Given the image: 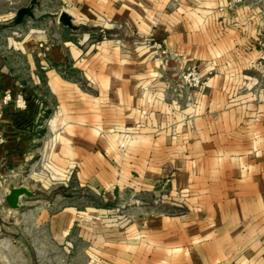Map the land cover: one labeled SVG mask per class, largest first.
<instances>
[{
	"label": "crops",
	"instance_id": "crops-1",
	"mask_svg": "<svg viewBox=\"0 0 264 264\" xmlns=\"http://www.w3.org/2000/svg\"><path fill=\"white\" fill-rule=\"evenodd\" d=\"M62 1L58 15L78 29L57 17L17 36V9L32 6L23 23L38 1L0 0V194L20 186L11 180L37 153L46 176L89 186L150 189L167 176V212L137 207L114 238H100L115 251L100 253L101 264H264V67L251 45L264 0L231 12L218 9L229 0ZM151 32L171 54L164 60L139 42ZM209 63L214 74L182 105L169 79ZM54 214L49 229L62 238L74 211ZM84 241L91 264L92 237Z\"/></svg>",
	"mask_w": 264,
	"mask_h": 264
},
{
	"label": "rangeland",
	"instance_id": "rangeland-1",
	"mask_svg": "<svg viewBox=\"0 0 264 264\" xmlns=\"http://www.w3.org/2000/svg\"><path fill=\"white\" fill-rule=\"evenodd\" d=\"M32 2L33 4L38 3L36 5L39 10L38 15L36 18H28L23 23L12 26L17 36L30 27H40L41 24L51 21L57 22L58 12L63 6L62 0H32ZM240 3L241 1L229 6L227 2L218 9L220 11L227 9L231 12ZM0 6H3V3H0ZM0 24L3 23L0 22ZM96 36L101 35L93 37L99 40L100 38ZM102 36L104 37L103 34ZM254 38L251 39V45L256 49ZM3 40L4 38L0 36V46L4 45ZM139 42L153 49V52L157 51L153 47L154 42L162 44V41L152 32L142 37ZM207 53L211 55L213 52ZM165 58L155 53L156 60L161 61ZM210 63L204 69V71L208 69L205 73L200 66L195 64L180 69L173 78L169 79L173 81V85L175 84L177 94L183 96L182 105H193L195 103L194 93L205 85L198 88H183L179 84L180 74L194 68L203 73L207 82V78L215 72V66ZM33 86L31 83V87ZM34 89L38 90V88ZM48 110L49 108H44L42 119H47ZM33 152H36L35 148ZM36 153H34L35 156ZM37 155L27 168L20 171L21 178L11 180L12 185L25 186L32 192V195H21L17 208H11L5 201L4 193L0 194V258L6 256L5 260H0V264H85L83 260L85 245L86 249L88 247L84 236L89 235L92 237L91 254L95 257L91 264H101L100 253L111 252L113 254L115 251L101 250L100 238L107 234L114 238L115 229L118 228L121 231L137 215V207L143 208V211L167 212V201L169 200L167 176L156 179L150 189H137L136 186L131 185L122 190L117 187L107 189L98 185L81 184L71 176L57 178L46 176L50 173L47 161L43 157L40 158V154L37 153ZM32 174L44 176L42 180L34 181L33 176H31L32 179L29 178ZM39 176L35 178L40 179ZM65 207L72 208L75 222L64 237L54 236V238L51 235L49 223L52 215ZM67 240L69 245L66 243ZM109 247L112 246L109 245Z\"/></svg>",
	"mask_w": 264,
	"mask_h": 264
},
{
	"label": "built area",
	"instance_id": "built-area-1",
	"mask_svg": "<svg viewBox=\"0 0 264 264\" xmlns=\"http://www.w3.org/2000/svg\"><path fill=\"white\" fill-rule=\"evenodd\" d=\"M241 0H229L228 5H234L237 2H240ZM96 35H101V36H96L97 38H102V34L97 33ZM96 39V38H95ZM254 45L257 49V63L260 66L264 67V18H263V24L262 27L258 33V35L254 38ZM155 49H157V52L159 56L165 57L171 54H168L169 52L167 51L166 48L162 46L161 43H156L154 42ZM44 68V66L42 67ZM179 84L184 88V87H201L206 84L205 77L203 76V73L199 72L198 70L194 68H190L188 70L183 71L180 76H179ZM10 99L9 94H5L3 96V101L6 102ZM15 104L19 108L25 107V101L21 95H18ZM3 137L0 135V143H2ZM2 182L8 183L10 180L8 176H3L1 178Z\"/></svg>",
	"mask_w": 264,
	"mask_h": 264
},
{
	"label": "water",
	"instance_id": "water-1",
	"mask_svg": "<svg viewBox=\"0 0 264 264\" xmlns=\"http://www.w3.org/2000/svg\"><path fill=\"white\" fill-rule=\"evenodd\" d=\"M32 14V6H23L17 9L15 16H14V22L19 23L25 16H29ZM58 22L66 26L70 29H78V26L73 23L70 15L66 11H61L58 15ZM27 195L31 196L32 192L28 190L24 186H18V187H12L9 189V192L5 196V200L9 207L11 208H17L19 203V197L21 195Z\"/></svg>",
	"mask_w": 264,
	"mask_h": 264
}]
</instances>
